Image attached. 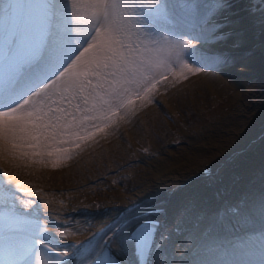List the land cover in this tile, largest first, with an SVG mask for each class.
I'll list each match as a JSON object with an SVG mask.
<instances>
[{
    "label": "bare ground",
    "instance_id": "6f19581e",
    "mask_svg": "<svg viewBox=\"0 0 264 264\" xmlns=\"http://www.w3.org/2000/svg\"><path fill=\"white\" fill-rule=\"evenodd\" d=\"M210 3L202 19L214 3L223 7L206 27L225 20L215 34L227 35L205 49L229 52L233 63L228 67L216 70L213 64L192 73L180 64L163 82L151 85L153 76L169 69L154 65L141 81L140 88L147 86L139 99L130 93L133 103L126 101V108L107 122L86 119L77 135L98 128L66 153L67 160L0 149V194L8 198L0 212L18 217L13 222L22 232H32L55 249L59 264H87L103 249L121 264H141L129 239L140 222L153 230L143 264H247L248 253L264 261V226L251 230L242 225L261 217L264 203V24L251 18L245 0ZM67 9L70 15V4ZM78 12L90 15L87 8ZM68 27L76 39L77 23L69 19ZM176 31L137 22L126 40L129 52L152 59L156 41L176 38ZM157 55L175 60L172 50ZM87 104L90 109V99ZM74 108L77 115L84 110L83 105ZM67 118L78 124L74 116ZM204 162L212 168L208 177L200 171ZM223 206L227 212L221 218L239 225L236 230L217 225L222 228L218 233L212 223ZM208 225L211 230L203 236Z\"/></svg>",
    "mask_w": 264,
    "mask_h": 264
},
{
    "label": "snow or ice",
    "instance_id": "6c2138e0",
    "mask_svg": "<svg viewBox=\"0 0 264 264\" xmlns=\"http://www.w3.org/2000/svg\"><path fill=\"white\" fill-rule=\"evenodd\" d=\"M221 7L214 3L201 19L200 0H0V149L59 156L70 150L66 144L75 143L65 134L76 140L85 138L76 133L85 127L86 119L107 122L115 115L113 109L126 108V101L132 104L130 93L143 90L141 81L158 63L154 57L133 60L135 66H129L126 40L137 18L155 17L175 25L176 38L162 37L154 45L161 55L172 50L175 60L169 63L173 67L183 64L192 73L213 64L219 66L216 70L228 67L233 61L225 53L204 50L226 38L215 34L218 25L206 27ZM81 8L89 9L90 15L80 16ZM69 19L80 28L76 39L70 34ZM184 60L194 67L189 68ZM99 77L106 79L99 81ZM68 93L86 101L80 115L71 110V104L65 108L53 99H69ZM68 115L78 124L69 121ZM7 202V196L0 194V204ZM260 214L264 218V203ZM14 220L19 222L18 217L0 212V264H21L33 255V264H45L41 240L34 237L20 245L5 234V223L11 225ZM135 238V233L129 237ZM138 254L143 264L145 252ZM95 264H110V257L101 253Z\"/></svg>",
    "mask_w": 264,
    "mask_h": 264
},
{
    "label": "rangeland",
    "instance_id": "374dc122",
    "mask_svg": "<svg viewBox=\"0 0 264 264\" xmlns=\"http://www.w3.org/2000/svg\"><path fill=\"white\" fill-rule=\"evenodd\" d=\"M245 1H246L245 6H246V9H247V12H249L252 15L251 18L252 19L254 18V20L258 24H261V25L264 24V0H245ZM137 46H138V42H137ZM136 49H137V47H136ZM149 54H151V52ZM154 56H155V58L158 59V63L155 64L156 66H159L160 63L161 64H166L169 69H167L166 71H161L157 75L153 76L154 80H153L151 85H155V84H159V83L163 82L165 78H167L171 73L174 72L172 64L169 63V60L172 59V58H170V57L164 58L162 56L157 55V51L155 49L152 50L151 58H154ZM174 57L175 56L173 55V58ZM183 63L190 64L187 60H184ZM181 65H183V64H181ZM145 85L144 86L142 85L141 88L142 89L143 88L146 89ZM143 91L144 90H142L140 92V94H137V92H134L133 99L134 100L139 99L144 94ZM119 110L120 109H115V111H113V112H118ZM192 114H193V112H192ZM192 121H194V119ZM103 125H105V124H103ZM97 128H98V126L94 125V127L92 126V127L88 128V130H85L82 134H84L83 136L85 138H87L88 136H91L96 131ZM85 138L79 139L78 141L75 140V141H77L75 143L66 144L65 147H68L70 149L69 152H71V150L76 148L78 146V144H80V142H82ZM66 153H68V152L63 153V154H65L64 156L60 153L59 156H54V159L55 160H67L69 158L68 154H70V153H68L67 155H66ZM61 155H62V157H61ZM104 162H106V160Z\"/></svg>",
    "mask_w": 264,
    "mask_h": 264
}]
</instances>
